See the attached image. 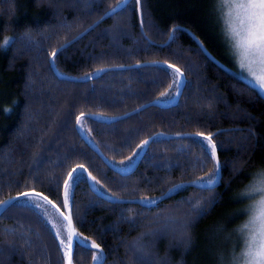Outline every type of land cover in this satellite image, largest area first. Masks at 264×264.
I'll return each instance as SVG.
<instances>
[{
  "label": "trees",
  "instance_id": "obj_1",
  "mask_svg": "<svg viewBox=\"0 0 264 264\" xmlns=\"http://www.w3.org/2000/svg\"><path fill=\"white\" fill-rule=\"evenodd\" d=\"M118 2L0 0V45L16 37L0 47V200L38 192L63 208L67 174L83 165L104 193L78 178L72 224L102 264H221L240 246L239 194L264 168V97L200 46L230 61L214 0H127L106 15ZM171 66L183 87L162 105ZM196 133L217 145L214 187L192 183L215 166ZM146 140L130 169L115 168ZM92 257L74 241L72 264ZM66 263L35 208L15 200L0 213V264Z\"/></svg>",
  "mask_w": 264,
  "mask_h": 264
},
{
  "label": "snow or ice",
  "instance_id": "obj_2",
  "mask_svg": "<svg viewBox=\"0 0 264 264\" xmlns=\"http://www.w3.org/2000/svg\"><path fill=\"white\" fill-rule=\"evenodd\" d=\"M127 0H119L115 7L110 9L106 15L115 13L121 9ZM214 10L217 13L218 21L221 25V32L224 36L225 42L229 47V51L233 59L237 62L239 69L245 71L249 78H254L251 82L257 87L261 93H264V0H214ZM175 30V29H174ZM87 31V29L85 30ZM16 37L5 38V47L14 43ZM61 44L59 49H54L51 56L54 58L58 51H62L70 44ZM174 68L177 80L175 84L183 83V73L179 68ZM97 71H103L98 69ZM170 87H172L170 85ZM167 93H161L165 96ZM82 117H77V125H82ZM198 136H204L203 133H196ZM206 140V154L209 159L215 162L214 169L211 170L204 177L192 181L196 185H207L214 187L217 181L221 178V164L217 157V145L212 139V134L204 136ZM149 141H143L138 147H143ZM86 171L83 165L73 168L67 174L68 179L64 181V193L62 204L64 209L68 210V215L63 212L56 211L61 218V225L58 227L53 224L55 235L59 239L60 246L64 249L63 256L67 259L68 264H72V249L73 241H78L80 236L72 228L71 216V189L76 183L77 173ZM95 184L99 181L92 177ZM181 185H176L175 188H180ZM174 188L168 189V192L174 191ZM241 197L247 199V204L243 210L246 213L247 219L239 225L235 231L240 237V246L238 249L234 248L228 259L221 260V264H264V168H260L251 174L249 182L241 190ZM23 199L36 209H41L42 215L47 216L45 205H51L52 201L38 192H22L18 196L9 197L5 200H0V209L10 205L13 201ZM144 202L156 203L154 198H145ZM200 209V202L193 204V210ZM203 213V210L200 209ZM63 236V238H61ZM67 241V243H66ZM85 247L100 249V245L92 241L90 244L85 240ZM93 261L96 264H102L103 252L93 255Z\"/></svg>",
  "mask_w": 264,
  "mask_h": 264
},
{
  "label": "rangeland",
  "instance_id": "obj_3",
  "mask_svg": "<svg viewBox=\"0 0 264 264\" xmlns=\"http://www.w3.org/2000/svg\"><path fill=\"white\" fill-rule=\"evenodd\" d=\"M202 6H204V4H202ZM200 46L202 47V49L211 57L214 59V61H216L218 64H220L221 66H223L226 70H228L231 74H233L234 76L238 77L239 79L245 81L246 83H248L249 85L253 86L254 88L257 89V91L264 97V93H261L260 90L254 86V84L251 82L252 79L254 78H249L248 77V74L245 72V71H242L239 69V66L237 64V62L233 59L230 51H229V47L227 45V50H228V53H229V57H230V61L227 63V62H224L222 59H220L218 56H215L213 55L204 45L202 42L198 41ZM2 45H4V42L2 43ZM171 70V74H172V80H171V86H169L168 90L166 91L167 95L165 96H160L158 98L155 99V102L159 103V104H162V105H168L170 104L177 96L179 90H180V87H181V84L177 85L175 84V81L177 80V76H176V73H175V70L174 69H170ZM99 118H103L102 116H98ZM80 128V131L84 134V135H87L86 131L84 130L83 128V125L79 126ZM206 141V140H205ZM140 152H141V147H138L135 152L133 153V155L131 157H129L128 159L126 160H120V161H116V162H112L113 165L115 166L116 169L120 170V171H125V170H128L130 169L135 163L136 161L138 160V157L140 155ZM214 169V168H213ZM77 179L80 178V177H87L88 180L90 181L91 185L93 186V188L97 191H100V192H103L104 193V189L99 185V184H95L94 181L92 180V175L87 172V171H83V172H80V173H77ZM68 179V178H67ZM199 178L197 179H194V180H198ZM193 180V181H194ZM71 193H72V189H71ZM145 198H151V197H143L141 198V200L144 202ZM246 199V198H245ZM20 203H23V204H26V205H29L31 206L29 203H27L25 200L23 199H19L18 200ZM247 201V199H246ZM70 202H71V195H70ZM248 202V201H247ZM53 204V203H52ZM54 205V204H53ZM34 208V207H33ZM45 208L47 210V213L48 215L45 216V215H42V211L41 209H36L41 215L42 217L48 222V224L51 226L52 230L54 231L55 233V230L53 229L52 225L53 224H56L58 227H64L61 225V218L59 216V214L57 213L56 209L58 208L59 209V212H63L65 215L68 214V210L64 209L63 208H59L55 205V208H53L51 205H45ZM246 219H247V216H246ZM72 228L75 230L76 233L79 234L80 236V239L78 241H75V242H78V243H81V244H85V240H87L89 242V244L94 241L92 240L91 238H88L86 236H84L83 234H81L76 228L75 226L72 224ZM63 238V236L61 237ZM58 239V238H57ZM179 240H181V237L178 238ZM59 241V239H58ZM74 242V241H73ZM67 243V241H66ZM96 243V242H95ZM97 244V243H96ZM62 248V247H61ZM93 249V248H92ZM102 249H93V255L94 254H98ZM62 251H64V249L62 248ZM67 260V259H66ZM91 264H96L95 261H93L92 259V262Z\"/></svg>",
  "mask_w": 264,
  "mask_h": 264
},
{
  "label": "water",
  "instance_id": "obj_4",
  "mask_svg": "<svg viewBox=\"0 0 264 264\" xmlns=\"http://www.w3.org/2000/svg\"><path fill=\"white\" fill-rule=\"evenodd\" d=\"M180 91H181V88H180V90H179L177 96L179 95ZM177 96H176V98H177ZM176 98H175V99H176ZM174 101H175V100H174ZM174 101H172V102H174ZM144 147H145V146H144ZM142 151H143V150H142ZM142 151H141V152H142ZM89 182H90V181H89ZM90 184H91V183H90ZM63 193H64V190H63ZM6 207H7V206H6ZM6 207H5V208H6ZM5 208L0 209V213H1ZM67 215H68V214H67ZM73 245H74V242H73ZM66 261H67V260H66ZM66 264H68V262H67Z\"/></svg>",
  "mask_w": 264,
  "mask_h": 264
},
{
  "label": "bare ground",
  "instance_id": "obj_5",
  "mask_svg": "<svg viewBox=\"0 0 264 264\" xmlns=\"http://www.w3.org/2000/svg\"><path fill=\"white\" fill-rule=\"evenodd\" d=\"M183 87V83L181 84V87L180 88H182ZM94 115V117L95 118H97L99 115H96V114H93ZM76 126L78 127V125L76 124Z\"/></svg>",
  "mask_w": 264,
  "mask_h": 264
}]
</instances>
